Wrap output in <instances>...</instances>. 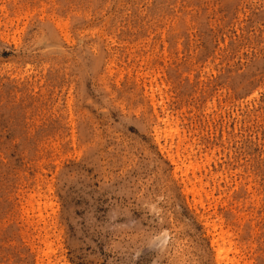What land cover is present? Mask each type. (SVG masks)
Returning a JSON list of instances; mask_svg holds the SVG:
<instances>
[{"label":"rangeland","instance_id":"obj_1","mask_svg":"<svg viewBox=\"0 0 264 264\" xmlns=\"http://www.w3.org/2000/svg\"><path fill=\"white\" fill-rule=\"evenodd\" d=\"M0 264H264V0H0Z\"/></svg>","mask_w":264,"mask_h":264},{"label":"bare ground","instance_id":"obj_2","mask_svg":"<svg viewBox=\"0 0 264 264\" xmlns=\"http://www.w3.org/2000/svg\"><path fill=\"white\" fill-rule=\"evenodd\" d=\"M166 119H167V118H166ZM168 120H169V119H168ZM168 122H169V121H168ZM183 142H184V141H183ZM180 144H181V143H180ZM182 144H183V143H182ZM172 159H174V158H172ZM191 164H192V163H191ZM186 178H188V177H186ZM187 180H190V179L188 178ZM187 180H186V181H187ZM191 180H192V179H191ZM199 180H200V179H199ZM201 180H202V179H201ZM201 180H200V182H201ZM186 181H185V182H186ZM182 182H183V181H182ZM189 182H190V181H189ZM186 184H187V183H186ZM187 185H188V184H187Z\"/></svg>","mask_w":264,"mask_h":264}]
</instances>
